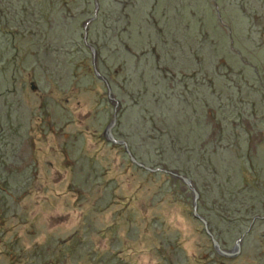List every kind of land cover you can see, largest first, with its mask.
I'll list each match as a JSON object with an SVG mask.
<instances>
[{"label":"rangeland","instance_id":"374dc122","mask_svg":"<svg viewBox=\"0 0 264 264\" xmlns=\"http://www.w3.org/2000/svg\"><path fill=\"white\" fill-rule=\"evenodd\" d=\"M182 1L99 0L88 39L116 105L83 39L94 0H0V264H264V0L191 1L179 35ZM248 83L243 107L229 85ZM188 104L201 127L183 126ZM115 113V136L190 177L240 254L215 251L182 180L107 140Z\"/></svg>","mask_w":264,"mask_h":264},{"label":"water","instance_id":"95a60500","mask_svg":"<svg viewBox=\"0 0 264 264\" xmlns=\"http://www.w3.org/2000/svg\"><path fill=\"white\" fill-rule=\"evenodd\" d=\"M94 3H95V12H94V16L91 17V18H88L86 20V22L83 24L84 25V33H83V39H84V43L86 46H88L90 49H91V52H92V56L94 57V67L96 68L95 70V73L98 77H101L105 84H106V87L108 88L109 90V95H110V98H112V100H114L115 102L117 101L116 105L119 104V101L114 97V92H113V87H111V84L109 82V80L107 79V77H105L104 75L101 74L99 68L97 67V49L94 45H92L90 42H89V35H88V28H89V23L92 22L93 20H96L98 14V10L100 8V3L98 2V0H94ZM117 115L116 113L113 115V118H112V122L106 127V132H105V135L107 137V140L110 141V142H115L116 144H119V145H122L124 147V150L127 152L130 160L136 164L137 166H139L140 168H143L144 170H148V171H152V172H157V171H163L165 173H169L171 174L175 179H180L182 180L190 190H192V193H193V213L195 215V217H197V219H199L201 222H203L204 224V230L205 232H207V234L209 235L210 239H211V242H213V247L214 249L216 250L217 253H219V255L223 256V257H230V258H233L235 257L236 255L240 254L241 253V249H242V239H243V235L242 237H239L236 241V244H235V247L232 248V249H227V248H223L222 245H221V242H219V240L217 239V237L215 236L214 232H212L211 228H210V224H209V221H207V218L200 214V212L198 211V204H199V199H200V191L198 190L196 184L194 183V181L182 174L181 172L179 171H176V170H172V169H166V168H160V167H151L141 161H139L136 156L134 155L133 151L130 149V146H129V143L127 140H121V139H118L115 134H114V130L113 128L116 126L117 124ZM245 235V234H244Z\"/></svg>","mask_w":264,"mask_h":264},{"label":"trees","instance_id":"16d2710c","mask_svg":"<svg viewBox=\"0 0 264 264\" xmlns=\"http://www.w3.org/2000/svg\"><path fill=\"white\" fill-rule=\"evenodd\" d=\"M191 1H194V0H188V2H187V0H185V1H182L181 3V5H179V7H178V14H175L174 15V19H176V21H177V19H178V17H183L184 19H182V25H180V24H178V21L176 22V24H177V31L179 32V35H182V34H185L187 31V29L188 30H190V26L193 24V25H195V27H197V21L194 19V13H193V11H192V13H190V9L192 10V7L190 6V4H191ZM98 2H99V0H98ZM188 3H189V6H188ZM193 4H194V2H193ZM100 5H101V3H100ZM195 6L196 7H198L199 6V4H195ZM190 7V9H188ZM218 8H219V11H220V15H221V18H224V14L225 13H222V11L224 12V7L219 3V5L217 6ZM212 8H213V6H212ZM215 9V8H214ZM141 12V8H138V9H136L134 12H135V16L139 19V20H141V18H142V12L140 13V15L138 16L137 15V12ZM182 11V13H180ZM201 11H203V9L201 10ZM218 11V9L217 10H214V13H216ZM195 12H199V9L197 8V10L195 11ZM204 12V11H203ZM188 19V20H187ZM209 20H207V22H211L213 19H211V17H209L208 18ZM139 20H135L134 19V21H139ZM238 22H236V24H237ZM194 27V28H195ZM235 27H237V26H235ZM164 29V27L162 26V28H161V31ZM161 31H158V30H156V32H155V34L157 33L158 35H161ZM157 36V35H156ZM157 38H159L158 36H157ZM193 41H194V43L195 44H197L198 42L197 41H195V39L193 38ZM89 48V47H88ZM180 50V49H179ZM200 52L201 53H204V51H203V47L201 48V50H200ZM129 55H130V53H128ZM189 55L190 54H188V56H186V60H187V58H188V62H186L187 64H188V66L189 67H192L193 65H197V64H199V60L198 59H195L196 57H194V58H190L189 57ZM133 56V55H132ZM134 57V56H133ZM128 59L130 60L131 59V55L130 56H128ZM156 59H157V57H156ZM186 63H184V64H186ZM196 63V64H195ZM201 63V62H200ZM210 70V69H209ZM154 72V71H153ZM155 73V75H157V73L156 72H154ZM220 75V74H219ZM220 76H222V75H220ZM230 78V77H229ZM250 83V82H249ZM248 83V87H246L247 85H245V86H241V85H239L238 84V86H231V85H229V89H233L232 91H230L231 93L233 92V94L234 95H239L240 96V98H242V99H240L239 98V102L238 101H236L238 104H242L243 105V107L244 106H246V105H244V104H247V103H249V101H246L245 99H244V97L245 96H247V97H250V96H252V93H253V91H252V88H253V83L252 84H249ZM261 83H263V82H261ZM245 87V88H244ZM234 88H236V90H234ZM196 89H198V88H196ZM206 89H208V87L206 86ZM205 91V90H204ZM246 93H245V92ZM231 99H233V98H231ZM263 99V98H262ZM214 104H215V102H216V100L215 99H212L211 100ZM259 103H260V106H264V103L263 102H261V100L260 101H258ZM217 103V102H216ZM161 104H164V100H162V102H161ZM229 104L230 103H228V104H225V105H218V107L219 106H222V108H223V110L224 111H226V110H228V106H229ZM189 105V104H188ZM232 106H234L235 108H237L236 109V111L237 112H239L240 111V109L239 108H241L240 107V105H234V104H231ZM225 106H227L228 108H226ZM250 108H253V106H252V104L250 105V107L249 108H247V110H246V112H248V110L250 109ZM185 116H187L186 117V120H185V123H184V125L183 126H187V125H189V126H193V127H196V126H198V127H201V122L199 121V120H195L194 119V117L192 116V110H191V108H190V105H189V108H187L186 107V109H185ZM250 115H251V113H250ZM253 115V114H252ZM256 116V115H255ZM255 119H254V121L255 120H257V118L256 117H254ZM185 119V118H184ZM259 121L260 122H263L264 123V115H262L261 116V118L259 119ZM254 125L252 124V127H253ZM234 128H235V125L233 126ZM250 128V127H249ZM222 130H223V127H222ZM222 130H219L220 132H225L226 133V130H227V128L225 129V131H222ZM129 143V142H128ZM213 156H211V158H212ZM137 158V157H136ZM138 160H139V158H137ZM214 161L216 160V158L215 157H213L212 158ZM140 161V160H139ZM216 161H218V160H216ZM141 162H143V161H141ZM145 162H147V161H145ZM144 163V162H143ZM219 163V162H218ZM145 164H147V163H145ZM148 165V164H147ZM217 165V164H216ZM254 187H250L249 185H244L243 186V188H242V190L239 192V194H238V196L240 197H243L244 195H251V197L253 198L254 196L252 195V194H254ZM251 193V194H250ZM258 212H256L255 213V215L257 214ZM261 214H263L264 215V212H261ZM259 219H262V218H259ZM207 220H208V218H207ZM113 260V259H112ZM52 262V261H51ZM101 262V261H100ZM53 263V262H52ZM119 264H122V262L120 263L119 262ZM123 264H132V263H128V262H123Z\"/></svg>","mask_w":264,"mask_h":264},{"label":"flooded vegetation","instance_id":"af4514ba","mask_svg":"<svg viewBox=\"0 0 264 264\" xmlns=\"http://www.w3.org/2000/svg\"><path fill=\"white\" fill-rule=\"evenodd\" d=\"M216 251V250H215Z\"/></svg>","mask_w":264,"mask_h":264}]
</instances>
